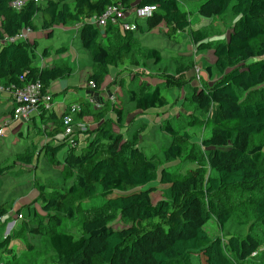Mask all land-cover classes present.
I'll return each instance as SVG.
<instances>
[{"label":"trees","instance_id":"16d2710c","mask_svg":"<svg viewBox=\"0 0 264 264\" xmlns=\"http://www.w3.org/2000/svg\"><path fill=\"white\" fill-rule=\"evenodd\" d=\"M12 1L0 0V39L15 37L26 29L37 31L38 15L40 30L49 37L56 27L78 26L80 47L100 69L89 77L96 82L97 90L109 65L125 68L128 61L117 60L130 53L135 34L120 25L101 29L92 23L111 5H120L126 12L155 7L151 16L135 22V29L158 31L175 44L181 43V34L190 30L197 51L211 50L219 75L210 84L192 88L187 98L206 119L208 128L201 145L215 175L205 183L196 172L179 175L167 166L159 169L155 159L139 147L138 134L126 139L120 131L124 119L122 100L106 101L96 110H89L88 102L81 104L78 119L91 112L92 123L98 129L75 131L68 137L62 136V117L69 114V108L61 116H40L51 123L49 142L43 145L42 154L57 162V155L64 150L63 165L76 172L70 194L81 193L85 198L99 194L113 213L90 215L76 232L60 230L65 219L75 218L74 212L64 208L62 195H47L40 186L42 215L36 216L37 223L30 231L46 236L54 255L34 264H193L192 253L201 258L200 264H242L252 254H258L261 244L252 234L212 238L205 227L215 219L222 229L231 219L223 197L226 192L237 189L249 193L264 184L260 170L264 147L252 142L264 134V89L260 88L264 85V0H198L202 3L198 11L201 17L231 12L235 18L227 37L213 41L207 40L199 27L191 28L192 14L178 0H41L38 4L28 2L20 10L9 6ZM112 35L122 39L114 51L109 44ZM66 51L62 46L54 54ZM37 52V42L30 39L1 44L0 85L17 88L40 81L48 87L72 73L65 65L40 67ZM47 55L45 49L42 56ZM146 57L156 64L162 60L154 48L146 52ZM164 92L168 90L158 86L144 89L131 93L130 102L154 118L174 107ZM195 124L197 121L190 126ZM163 131L171 138L162 151L163 158L165 162L177 161L182 154L179 141L189 136L185 132L179 135L168 123ZM34 147L30 145L26 152L16 154L20 169L31 167L36 155ZM13 170L14 166L0 163V177ZM14 211L11 202L0 204V218ZM51 211L54 215L46 218ZM116 212L126 226L114 227ZM18 215L23 218L21 211H15L13 216L17 219ZM254 215L264 230V193L254 203ZM8 244L9 239L0 243V251Z\"/></svg>","mask_w":264,"mask_h":264},{"label":"rangeland","instance_id":"374dc122","mask_svg":"<svg viewBox=\"0 0 264 264\" xmlns=\"http://www.w3.org/2000/svg\"><path fill=\"white\" fill-rule=\"evenodd\" d=\"M178 1L181 7L188 9L192 14L191 28L199 27L207 40L225 39L233 28L235 18L231 12L219 17L204 18L198 15L202 4L198 0ZM35 21L38 30H40L39 15ZM71 28L64 31L56 28L52 37L46 33H43L42 36L39 31V38L36 40L39 59L44 48L49 55L61 45L78 47L80 41L77 28L76 26H71ZM133 30L135 34L130 53H126L117 60L118 63H121L123 59L128 61L125 63V68H117L111 64L105 70L103 77L104 88L102 92H109L110 95L115 96L116 100L123 102V129L120 131L124 133L126 139H132L135 134H138L139 147L145 155L155 159L159 169L162 168L161 166H167L179 175L196 172L201 181L205 183L209 176L215 175L207 164L205 149L201 145V140L208 135V128L205 125L206 119L194 105L189 103L187 98L192 93V88H200L210 84L219 76L213 66L212 52L211 50L197 51L190 39V30L181 34L182 41L179 44L170 42L158 31L147 34L145 31ZM121 40L116 35H112V39L109 41L112 51L115 50L114 48ZM150 48H155L160 52L162 60L159 64H156L152 59H147L146 52ZM78 49L79 53L74 50L71 52V62L76 57L81 58L83 56L85 51ZM86 61L90 64L85 69L90 70L91 75L100 72L99 67L92 63L90 55ZM88 75L90 74H87V78ZM69 81H71L70 86H78V78L75 81L72 79ZM184 82H187L188 86H185ZM157 86L168 90L167 94L164 92L163 96L174 107H171L169 112L153 118L152 115H148L139 109L135 103L130 102V97L131 93H141L144 89H153ZM260 88L264 89V85ZM81 91L82 93H79L78 96L79 99L75 101L76 104L85 100L86 89L81 88ZM178 93H181L179 97ZM60 97V95H56L54 101ZM85 102L87 101L85 100ZM87 106H89V110L90 108L93 109V105L90 103H87ZM90 113L83 116V123L89 129L97 130V124L92 123ZM195 121L197 124L190 126ZM166 123L170 124L179 135L185 132L189 136L188 140L181 139L179 141L182 154L180 159L174 162H165L162 155V151L169 146L171 139L163 131ZM44 124L46 121L37 122L32 130L19 132V136L15 139L4 132L3 139L0 140V163L14 166L11 173L0 177V204L11 202L12 208L15 211H21L23 214L22 219H15L13 216L3 222L4 226L0 230V243L9 239V244L0 251V264H34L40 258L48 259L54 255L47 237L34 235L30 231L31 228H35L36 216L40 218L39 215H42L40 209L42 204L39 200L41 196L40 186L44 188L47 195H62L64 208H70L74 212L75 218L70 221L65 219L60 230L76 232L79 229L78 225L90 215L98 212L113 213L99 194L92 198H85L81 193L70 194L76 172L70 171L63 165L64 150L57 155V162L52 161L48 155L42 154L43 145L49 142L48 138H50L48 136L49 130L45 128ZM252 142L262 144L264 147V134L253 138ZM33 144L35 147L32 150L36 155L31 167L20 169L16 162V156L26 152V149ZM260 163V170L264 176V152ZM25 170L29 172L25 173ZM87 172L88 168L84 169L85 177ZM263 193L264 184L249 193H243L237 189L229 190L223 197L225 205L231 213V219L222 229L215 219L205 227L212 238L221 237L224 239L230 235L243 237L252 234L259 239L261 245L258 254L242 264H264V230L261 229L254 215V203ZM53 215L54 213L51 211L45 216L49 218ZM115 215L117 218L113 222L114 227L126 226L127 222L120 218L118 212ZM45 224L49 227L48 220ZM191 256L193 264L202 263L201 258L196 253H192Z\"/></svg>","mask_w":264,"mask_h":264},{"label":"built area","instance_id":"2783aa9c","mask_svg":"<svg viewBox=\"0 0 264 264\" xmlns=\"http://www.w3.org/2000/svg\"><path fill=\"white\" fill-rule=\"evenodd\" d=\"M40 1L41 0H13L9 6L13 10H20L28 2L38 4ZM155 10V7H145L126 12L120 5H111L105 9L100 17L94 19L92 23L101 29L106 28L108 25H120L126 30H133L135 29L134 24L136 21L148 18ZM76 28L78 29V26ZM30 31V29H26L21 31L15 37L0 39V45L24 41L27 39V35ZM38 64L40 67L48 66L43 62H38ZM86 87L88 91L85 94V100L93 105V109L95 110L100 109L106 101L114 102L115 100V96L110 95L109 92H103V95L98 94L96 92L98 88L97 84L92 80L87 81ZM0 94H6L11 99V120L27 123L35 116H48L54 112V99L52 98L50 91H48L40 81L17 88L3 87L0 85ZM68 110L69 114L62 117V126L64 127L62 136H72L75 131L85 132L88 126L77 118L80 113L79 106L71 107ZM8 123L9 120H0V139L3 138L4 129L7 127ZM14 213L15 211L7 217H1L0 223L13 216ZM17 219H21V216L18 215ZM256 254L257 253L252 254V257L256 256Z\"/></svg>","mask_w":264,"mask_h":264},{"label":"crops","instance_id":"0c3cea01","mask_svg":"<svg viewBox=\"0 0 264 264\" xmlns=\"http://www.w3.org/2000/svg\"><path fill=\"white\" fill-rule=\"evenodd\" d=\"M56 28L61 29V31L72 29L71 27H67V28L56 27ZM39 31L41 33H39ZM144 31L147 34L154 33V31H152V33L148 30H144ZM36 33H37V37H36ZM38 33L42 34V36H43V32L41 30H37V31L32 30L27 35V39H30L32 41H36L39 38ZM62 46L67 48L66 52L59 54V55H55L54 54L55 50H54V52H51V54H49L45 57L41 56V58L38 60V62H43L45 65H48V66H51L52 64H54V66H56V67H61L65 64V66L70 67L72 69V73L68 77H66L64 80L52 82L50 85H48V87H46L47 90L50 91L53 99L55 98L56 95L61 96L60 98H58L57 101H54L55 106H54V112L53 113L58 114L59 116H61L67 108H71L74 106H76V107L79 106V108H80V105L84 104L85 100L83 102L81 101L80 104L79 103L76 104L75 101L77 99H79V97H78L79 93H82L81 88L86 89V92L88 91L86 84H87V81H89V76L91 75V73L89 72L90 70L85 69L90 64V62L86 61V58L89 55L88 52L85 51L84 49H82L81 47H79L80 45L78 47H74L73 45H67V46L61 45V46H58L57 48L62 47ZM57 48H55V49H57ZM78 48H80L81 50H83L85 52L81 58L76 57L73 60V62H71V57H72L71 52L74 50L77 53H79ZM45 49L46 48H44V50ZM150 49H152V48H150ZM53 56H54V58H53ZM87 74H90V75H88V78H87ZM77 78L79 79L78 86L77 87L70 86L69 84L71 81L68 82V80L72 79L75 81ZM103 88L104 87H103V83H102L100 89L97 90L96 92L100 95H103L104 94L102 92ZM54 100H56V99H54ZM11 104H12L11 99L6 94H0V120H9L7 128L5 127L6 129L4 130V132L7 133L8 136H12L14 139L19 136V132L32 130L34 127V124H36L37 122L46 121L45 119H40V117H38V116L33 117L27 123L17 122V121L11 120V112H12V105ZM81 121L84 122L83 119ZM47 123H48V125H47ZM44 126L46 129L50 130L51 123L46 121V124H44ZM4 132H3V134H4ZM1 139H3V138H1Z\"/></svg>","mask_w":264,"mask_h":264},{"label":"clouds","instance_id":"9594fccd","mask_svg":"<svg viewBox=\"0 0 264 264\" xmlns=\"http://www.w3.org/2000/svg\"><path fill=\"white\" fill-rule=\"evenodd\" d=\"M90 81V80H89Z\"/></svg>","mask_w":264,"mask_h":264}]
</instances>
